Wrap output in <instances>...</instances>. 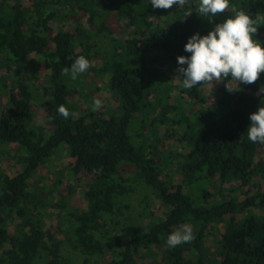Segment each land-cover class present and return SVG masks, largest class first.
<instances>
[{
  "label": "trees",
  "instance_id": "obj_1",
  "mask_svg": "<svg viewBox=\"0 0 264 264\" xmlns=\"http://www.w3.org/2000/svg\"><path fill=\"white\" fill-rule=\"evenodd\" d=\"M230 4L252 18L264 15V0ZM198 6L199 0L171 9H154L151 0H0V264H139L154 248L164 258L153 264H264V145L246 133L250 115L264 106V94L257 95L264 73L239 91L221 88L213 104L202 86L183 88V77L189 99L179 95L170 104L172 88L161 83L166 62L180 67L177 57L191 55L184 51L189 38L214 27ZM112 12L130 30L127 39L114 37ZM231 15L229 8L214 19ZM82 16L86 26L78 23ZM97 38L112 46L90 70L95 80L107 79L116 105L79 109L73 96L88 102L77 85L86 75L72 80L62 69L81 55L92 64L100 56ZM257 38L264 42V25ZM61 104L78 115L64 119ZM38 109L46 126L36 123ZM160 123L168 125L163 134ZM169 138L176 139L170 148ZM64 150L73 159L72 180L92 176L84 185L87 205L59 214L49 227L43 211L50 194L41 199L33 178ZM8 159L19 165L15 175L3 166ZM185 223L195 238L169 247L167 237Z\"/></svg>",
  "mask_w": 264,
  "mask_h": 264
},
{
  "label": "clouds",
  "instance_id": "obj_2",
  "mask_svg": "<svg viewBox=\"0 0 264 264\" xmlns=\"http://www.w3.org/2000/svg\"><path fill=\"white\" fill-rule=\"evenodd\" d=\"M189 0H151L154 9H171L174 5L181 8ZM231 8L232 15L222 22H215L214 17L223 14ZM197 14L207 17L214 27L207 35L201 36L199 32L191 36L184 47L190 56H178L180 67L177 77H183L182 87L192 89L198 85L223 83L229 92H236L237 85H250L264 73V42L260 41L258 29L264 25V15L257 14L252 18L250 12L238 9L230 4V0H199ZM186 15L191 16L189 10ZM186 65V67H184ZM92 66L91 61L81 55L71 64L70 68L62 69V75L70 76L72 80L85 73ZM231 77V79H228ZM264 94L261 86L257 95ZM102 100L93 99L92 111H98ZM64 119L77 116L78 113L70 112L61 104L57 109ZM250 125L247 129L248 139L256 144L264 145V106L250 115ZM193 228L185 223L173 230L167 237V245L176 247L182 243H190L194 239Z\"/></svg>",
  "mask_w": 264,
  "mask_h": 264
},
{
  "label": "rangeland",
  "instance_id": "obj_3",
  "mask_svg": "<svg viewBox=\"0 0 264 264\" xmlns=\"http://www.w3.org/2000/svg\"><path fill=\"white\" fill-rule=\"evenodd\" d=\"M111 15L113 16L112 21L108 25L114 31V37L122 38L123 40L127 39L130 30L127 29L125 22L118 20L114 12H112ZM78 23H81L82 25L86 26V17L82 16V18L78 20ZM74 25L75 24L71 22L70 28L74 27ZM96 41H98L97 43L100 46V56L94 58L91 67H99L102 64L101 59L99 57L107 56V51H110L112 46V40L97 38ZM91 67L84 73L86 75V77L84 78L86 79L87 83L83 82L84 78L82 76L79 77L78 82L76 81L77 85L79 86L78 89L87 96L86 100L88 102L83 103L81 100H79L80 95L73 96V101L76 103L79 109L92 105L94 98L102 100L103 103L100 110L103 106H106L109 103L111 104V106H115L116 103L111 100V94L107 86V79L95 80L96 76L95 73L90 70ZM177 69L178 67L171 65L167 62L162 67V70L165 72V79L161 81L162 86L163 88L165 86H170L172 88L170 97L167 100L170 104H175V99H177L179 95L183 96L187 100L189 99L187 95L182 93L180 89L181 80L180 77H177L179 75ZM44 74L45 72L41 71V75L43 76ZM226 83L227 80H225L223 83H214V86L211 83L202 86V92L205 94L208 103L213 104L215 102V99L220 93L221 88H226ZM232 86L234 89L238 87L236 83H233ZM82 88H85V90L82 91ZM150 100H155V96L153 95L152 97H150ZM0 101L3 104L5 102V99L1 98ZM196 107L197 105L193 109H195ZM151 112L153 113H151L150 116L153 117L157 112H161V109L158 108L157 110H153ZM46 119V112H43L42 110L38 109L36 112V123L46 126ZM137 123L138 120L134 123V125L137 126ZM167 126L168 125H162L160 123L158 125V129L160 130L159 132L161 134L166 132ZM135 131L136 130L133 129V134L135 133ZM175 140V138H169L165 141L168 144L167 146L170 148ZM259 156L261 158H264V153L261 152ZM72 164V157H70L67 151L64 150L63 152H59L51 163L45 166H41L35 178H33V183L35 184V187L37 186L34 190L36 192H42L40 194L41 199H45L48 195V192L50 194L48 196V199L46 200V206H44L46 211H43V215L45 216V220L49 227L53 225L57 226L59 214L65 215L68 210H74V208L79 210L86 207L87 205V202L83 198L84 185L89 182L92 176L80 175L79 177H77V180H72L70 178V169L72 167ZM3 166L6 171L9 172V174L11 175H15L17 170L19 169V165H17L16 160H5ZM173 176L175 183L181 181L179 175L173 173ZM58 180H60L61 183L59 187H55V183L58 182ZM76 186L78 187L76 188ZM262 187L264 188V183L262 184ZM34 190L31 188V192H34ZM210 191H213L212 187H210ZM239 195V198L243 196L241 192L239 193ZM45 213L48 215H45ZM245 215L246 213L240 214V220L243 219ZM223 231L224 225L222 224L219 226V231L217 233L220 234ZM207 240L208 248L211 251L212 256H214L216 250L214 238L209 236ZM163 258V251L158 248H154L153 251L148 252V256L144 258V260L139 257L138 262L139 264H153L155 261H158V263H160L163 261Z\"/></svg>",
  "mask_w": 264,
  "mask_h": 264
}]
</instances>
